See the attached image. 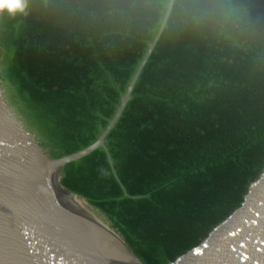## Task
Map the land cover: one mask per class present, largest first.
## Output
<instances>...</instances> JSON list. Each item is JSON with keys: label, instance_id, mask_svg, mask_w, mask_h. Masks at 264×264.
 I'll use <instances>...</instances> for the list:
<instances>
[{"label": "trees", "instance_id": "obj_1", "mask_svg": "<svg viewBox=\"0 0 264 264\" xmlns=\"http://www.w3.org/2000/svg\"><path fill=\"white\" fill-rule=\"evenodd\" d=\"M164 3L27 0L25 13L2 12L0 48L13 34L4 95L38 104V90L51 92L101 131ZM169 17L106 134L119 187L102 164L97 183L89 167L67 188L123 196L137 193L138 173L158 184L152 203L100 205L116 223L99 220L142 264H178L197 250L264 168V0H176Z\"/></svg>", "mask_w": 264, "mask_h": 264}, {"label": "water", "instance_id": "obj_2", "mask_svg": "<svg viewBox=\"0 0 264 264\" xmlns=\"http://www.w3.org/2000/svg\"><path fill=\"white\" fill-rule=\"evenodd\" d=\"M175 1L165 0L146 51L101 131L95 121L83 119L79 107L70 112L51 92L38 90V104H32L16 90L4 95L0 82V264H142L114 231L89 214L116 223V215L100 205L152 203L158 184L137 172V193L123 188V196L93 198L67 188L84 180L89 167L90 181L97 183L102 164L119 187L117 156L111 151L116 139L106 134ZM12 45L13 34L0 48V80L10 75ZM178 264H264V168L240 207Z\"/></svg>", "mask_w": 264, "mask_h": 264}, {"label": "clouds", "instance_id": "obj_3", "mask_svg": "<svg viewBox=\"0 0 264 264\" xmlns=\"http://www.w3.org/2000/svg\"><path fill=\"white\" fill-rule=\"evenodd\" d=\"M27 0H0V12L7 11L11 15L25 13Z\"/></svg>", "mask_w": 264, "mask_h": 264}, {"label": "bare ground", "instance_id": "obj_4", "mask_svg": "<svg viewBox=\"0 0 264 264\" xmlns=\"http://www.w3.org/2000/svg\"><path fill=\"white\" fill-rule=\"evenodd\" d=\"M119 117V116H118ZM118 119V118H117ZM92 218H94L95 220H98L99 221V219H97V217H95L94 215H92V214H89ZM129 264H138V263H136V262H133V261H131Z\"/></svg>", "mask_w": 264, "mask_h": 264}, {"label": "rangeland", "instance_id": "obj_5", "mask_svg": "<svg viewBox=\"0 0 264 264\" xmlns=\"http://www.w3.org/2000/svg\"><path fill=\"white\" fill-rule=\"evenodd\" d=\"M98 219H102V218H99V217H97Z\"/></svg>", "mask_w": 264, "mask_h": 264}]
</instances>
